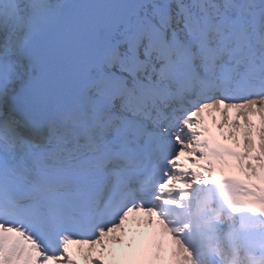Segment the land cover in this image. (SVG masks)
Segmentation results:
<instances>
[{"label":"snow or ice","instance_id":"1","mask_svg":"<svg viewBox=\"0 0 264 264\" xmlns=\"http://www.w3.org/2000/svg\"><path fill=\"white\" fill-rule=\"evenodd\" d=\"M264 264V0H0V264Z\"/></svg>","mask_w":264,"mask_h":264}]
</instances>
